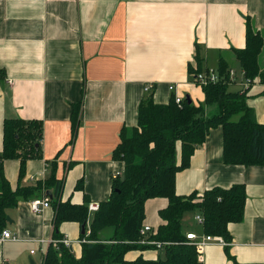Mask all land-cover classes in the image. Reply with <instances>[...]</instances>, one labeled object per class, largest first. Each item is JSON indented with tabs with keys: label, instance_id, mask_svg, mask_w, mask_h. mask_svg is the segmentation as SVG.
I'll use <instances>...</instances> for the list:
<instances>
[{
	"label": "crops",
	"instance_id": "crops-1",
	"mask_svg": "<svg viewBox=\"0 0 264 264\" xmlns=\"http://www.w3.org/2000/svg\"><path fill=\"white\" fill-rule=\"evenodd\" d=\"M248 22L264 32V0H0V153L4 119L41 121L42 158L26 162L21 185L43 181L53 167L63 180L62 202L82 204L84 194L88 204L106 201L113 176L122 177L124 170L113 152L123 132L129 135L136 127L142 99L152 95L156 104H167L175 95L203 103L190 70L215 71L220 59L235 70L233 51L245 47ZM240 73L230 91L241 90ZM146 85L152 86L149 93ZM246 90L253 120L264 124L263 86L255 81ZM76 104L80 110L73 134L70 117ZM215 112L205 107V115ZM222 146V128L211 129L189 166L176 174L175 192L186 196L244 185L243 219L228 224L230 241L207 245L199 259L202 264H264V166L226 165ZM19 166V160L3 162L12 190ZM77 182L82 191L75 190ZM31 200L21 199L7 210L11 222L4 230L14 240L0 241V264H35L37 255L42 262L51 244L52 205L35 214ZM167 204L165 198L147 200L143 227L156 232L162 224L159 211ZM59 233L71 241L78 258L79 224L62 223ZM112 233L106 229L100 239L109 240ZM187 233L205 235L200 225ZM133 255L125 258L135 260L138 254ZM139 255L155 259L151 253Z\"/></svg>",
	"mask_w": 264,
	"mask_h": 264
},
{
	"label": "trees",
	"instance_id": "trees-1",
	"mask_svg": "<svg viewBox=\"0 0 264 264\" xmlns=\"http://www.w3.org/2000/svg\"><path fill=\"white\" fill-rule=\"evenodd\" d=\"M263 45L262 34L248 22L245 47L233 52L243 77L262 85L264 94V68L259 65ZM229 70L228 64L220 59L216 71L222 80L202 87L204 100L198 105L189 103L187 98L177 105L174 95L167 104H156L152 95L142 99L136 127L128 137L123 132L113 152V158L124 164V180L121 181V176L112 179L110 197L98 204L99 208L91 214L89 222L85 194L82 204L61 201L63 180L56 178L53 164L43 181L28 187L21 185L26 162L42 158V122L4 119L0 153V233L7 222V210L15 208L21 199L31 200L48 192L53 208L52 241L58 242L49 244L41 264H202L196 248L182 230L184 215L189 212L200 215L205 235L219 236L228 242V224L243 219L245 187L238 184L228 189L212 188L202 194L192 192L180 196L175 192L176 174L189 166L194 151L202 146L210 130L217 127L223 132L224 164L264 166V124L253 120L246 106L247 90H229ZM190 73L196 71L190 70ZM2 79L3 71L0 70ZM210 106L215 107L216 112L205 115V107ZM79 110L80 104L72 106L73 134ZM5 160L20 162L18 185L14 190L3 174ZM75 190L82 191L80 182L75 185ZM153 198H165L168 204L159 211L162 224L156 232L148 233L146 240L168 244L162 249L164 259L147 260L139 255L135 260H127L125 255L130 251L154 249L140 244L145 238L140 235L145 219L144 204ZM65 222L84 225V234L79 237L78 258L59 242L63 238L59 226ZM106 229H112V236L109 240H101L100 234Z\"/></svg>",
	"mask_w": 264,
	"mask_h": 264
},
{
	"label": "built area",
	"instance_id": "built-area-1",
	"mask_svg": "<svg viewBox=\"0 0 264 264\" xmlns=\"http://www.w3.org/2000/svg\"><path fill=\"white\" fill-rule=\"evenodd\" d=\"M228 75H229V84L230 85L236 84L237 79H236L235 72L233 70H229ZM191 78H192L193 83L200 86L201 88L205 87L209 84H212V83H217V82L222 80L221 77L219 76V74L217 73V71H214L211 69H208V70L203 71V72L201 71V72H197V73H192ZM250 85H251V82L245 78L243 79L242 82H240L241 90H246ZM151 89H152L151 85H146L144 87V91L147 93H149ZM169 90L172 91L173 87L170 86ZM182 100H183V98H180V97H177L174 95V102L177 105H180ZM117 175L113 176V179L118 177ZM49 203H50L49 198L46 195H44L42 198H36V199L31 200L29 202V207L33 213L39 214L44 209L49 207ZM98 208H99V205L97 203H89L88 204V212L89 213L96 212L98 210ZM194 219L198 225H200V226L203 225V218L200 215L196 214ZM151 232L152 231L149 227H142V229L140 230V235L142 237H145V238L140 241V244L150 245V246L154 247V249H163L166 245H168L167 243H164V242L146 240V235L148 233H151ZM186 238L190 242V244H192L196 248V252L199 255H201L204 247H206L207 245H210V244L226 245V243H224V240L219 236L204 235V236L199 238L194 233H187ZM4 240H14V237L11 235V233L8 230H2L0 233V241H4ZM57 242L58 241H51V243H53V244L57 243ZM59 242L62 243L65 248H70L71 244H72L71 241L67 240L65 237H63L61 240H59ZM30 253L33 254L34 251H30Z\"/></svg>",
	"mask_w": 264,
	"mask_h": 264
},
{
	"label": "rangeland",
	"instance_id": "rangeland-1",
	"mask_svg": "<svg viewBox=\"0 0 264 264\" xmlns=\"http://www.w3.org/2000/svg\"><path fill=\"white\" fill-rule=\"evenodd\" d=\"M262 37L264 39V32L262 33ZM259 64L260 66H264V45H263V48H262V52L259 56ZM236 69L234 70L236 72V76L238 79H241V73H240V70H239V66L238 64H236ZM216 71V70H215ZM239 82H237L238 84ZM229 86H233V85H229ZM231 90V88L229 89ZM130 135V134H129ZM129 135H126L127 137ZM196 214L192 213V212H189V213H186L182 219V230L185 232L187 230H195V227H198V224L197 222L195 221L194 217H195ZM75 253H78V248L77 250L75 251ZM129 253V252H128ZM130 253H132L133 256H135L136 254H140V251H130ZM142 253L145 255H148V254H152L155 259L154 260H157V259H164V251L162 249H148V250H145V251H142ZM129 256V255H128ZM34 263L35 264H40L41 262V256L37 255L35 257V259H33Z\"/></svg>",
	"mask_w": 264,
	"mask_h": 264
},
{
	"label": "water",
	"instance_id": "water-1",
	"mask_svg": "<svg viewBox=\"0 0 264 264\" xmlns=\"http://www.w3.org/2000/svg\"><path fill=\"white\" fill-rule=\"evenodd\" d=\"M186 98L188 99V102L190 103V101H191L190 98H189V97H186ZM123 180H124V177H121V181H123ZM47 196H48L49 198L52 197L51 194H49V193H47ZM7 221H8V222H11L10 219H9L8 217H7ZM81 234H84V225L81 226ZM69 250L72 251L71 247L69 248Z\"/></svg>",
	"mask_w": 264,
	"mask_h": 264
}]
</instances>
